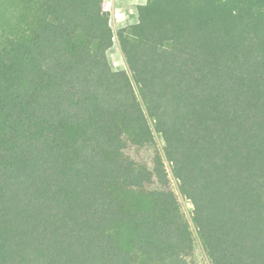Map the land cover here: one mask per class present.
I'll return each mask as SVG.
<instances>
[{
	"label": "trees",
	"instance_id": "1",
	"mask_svg": "<svg viewBox=\"0 0 264 264\" xmlns=\"http://www.w3.org/2000/svg\"><path fill=\"white\" fill-rule=\"evenodd\" d=\"M0 264H264V0H0Z\"/></svg>",
	"mask_w": 264,
	"mask_h": 264
},
{
	"label": "crops",
	"instance_id": "2",
	"mask_svg": "<svg viewBox=\"0 0 264 264\" xmlns=\"http://www.w3.org/2000/svg\"><path fill=\"white\" fill-rule=\"evenodd\" d=\"M112 6L114 29L129 27L138 22V6L147 0H108Z\"/></svg>",
	"mask_w": 264,
	"mask_h": 264
},
{
	"label": "rangeland",
	"instance_id": "3",
	"mask_svg": "<svg viewBox=\"0 0 264 264\" xmlns=\"http://www.w3.org/2000/svg\"><path fill=\"white\" fill-rule=\"evenodd\" d=\"M115 31H117L115 29ZM109 59L112 67L115 70H121L126 68V63L124 56L121 52L120 45L118 40L116 39L115 45L112 47V49L109 51ZM190 207V205H189Z\"/></svg>",
	"mask_w": 264,
	"mask_h": 264
}]
</instances>
